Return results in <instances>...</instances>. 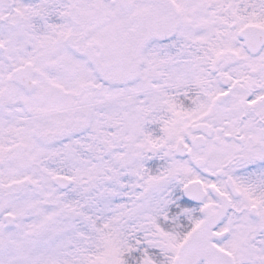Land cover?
I'll return each instance as SVG.
<instances>
[{
  "label": "snow or ice",
  "instance_id": "1",
  "mask_svg": "<svg viewBox=\"0 0 264 264\" xmlns=\"http://www.w3.org/2000/svg\"><path fill=\"white\" fill-rule=\"evenodd\" d=\"M0 264H264V0H0Z\"/></svg>",
  "mask_w": 264,
  "mask_h": 264
}]
</instances>
